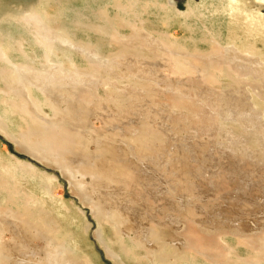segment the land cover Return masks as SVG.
<instances>
[{
	"label": "rangeland",
	"instance_id": "1",
	"mask_svg": "<svg viewBox=\"0 0 264 264\" xmlns=\"http://www.w3.org/2000/svg\"><path fill=\"white\" fill-rule=\"evenodd\" d=\"M108 1L113 0H0V23L3 22L5 33L21 41L26 54L29 53L30 64L39 68L43 52L41 39L33 27H24L23 23V26H16L17 19L11 17L19 15L18 18H22L43 2L47 17L55 20L53 26H57L56 29L62 24L72 27L78 42H91L90 51L101 54L99 61L76 50V55L73 54L74 66L71 63L64 68L79 72L81 79L88 80L81 97L88 99L95 114L90 120L92 133H102L100 139L103 138L106 144L109 140L110 146H121L123 153L119 154L125 159H120L123 161L122 173L126 171L132 176L129 187L136 193L133 196L138 201L136 205L146 204L149 205L147 208H151V211L143 210L146 223L139 218L136 221L131 219V230H126L125 222L117 225L108 214L97 215L91 202L75 192L70 180L58 167L27 152L22 145L23 133L31 129L30 121L12 109L14 93L7 88L4 74L10 72V66L0 61V72H3L0 73V113L14 135L11 137L0 127V246L16 240L2 227L3 219L11 217L18 224L21 221L25 223L27 229H33L37 221L41 226L50 228L49 232L57 235L59 243L72 247L73 256L81 264H154L152 255L159 252L143 242L144 236L147 239L151 236L150 240L155 243L160 241L156 245L164 247L163 254L170 261L173 257L169 255L175 254L177 259L182 254L180 257L186 255L189 260L192 259L185 264H264V162H254L259 158L264 160V135L261 134L264 132L261 130L264 127V80L261 77L264 76L245 75L243 68L238 70V74L231 73V63L227 60L231 50V56L237 52L239 56L242 50L245 53L241 51L240 57L245 61L241 58V61L239 58L236 61L244 66L252 65L249 61H255L256 57L262 61L264 34L257 35V38L256 35L247 36L243 22L242 25L239 22L243 19L229 17L228 3L231 0H141V4L144 1L141 5L143 10L138 9L141 12L137 10L135 14L116 16L115 37L112 39L99 33L106 23L95 12ZM239 1L246 4H241L245 11L264 22V1ZM67 5L72 11L62 14ZM227 15L233 22L230 23ZM164 18L168 19L165 21ZM235 23L236 28L233 26ZM240 41L244 42L242 45L252 44L250 49L254 48L255 52L248 50V54L243 47H238ZM62 51L65 50L61 48L59 52ZM11 57L17 63L29 62L14 51ZM262 69L264 71V66ZM36 96L42 97L39 91H36ZM222 96L229 104L236 103L238 112L250 113L248 117L254 123L251 128H245L235 120L220 118L228 117L218 107ZM58 112L44 106L42 113L46 123L59 125L57 118L63 111ZM229 137L234 143L240 142L236 154L222 145L226 143L224 138ZM180 141H185L187 147H182ZM90 149L95 150V147L90 145ZM248 149L254 154L250 158L242 155ZM11 165L28 170L23 173L25 178L21 173L9 176L5 169ZM30 167L36 172L29 171ZM165 181L171 185L168 190ZM182 194L187 195L185 199L191 204L181 215L176 213L172 203L178 201ZM12 195L17 196L19 207L13 204ZM38 201L40 209L35 218L22 210V207ZM22 219H28L30 223ZM160 238L167 239L165 244ZM30 239L27 243L31 251L44 245L41 239ZM1 247L0 250L4 251L5 247ZM28 247L25 243L17 247V251L7 255L4 264H25L32 257ZM159 262L164 264L163 261L155 264Z\"/></svg>",
	"mask_w": 264,
	"mask_h": 264
},
{
	"label": "bare ground",
	"instance_id": "2",
	"mask_svg": "<svg viewBox=\"0 0 264 264\" xmlns=\"http://www.w3.org/2000/svg\"><path fill=\"white\" fill-rule=\"evenodd\" d=\"M140 1L141 0H113L110 2L108 1L109 3L107 2V4H105L101 8L99 7L97 11L94 10L95 12H97L98 14H100L103 17L104 22L106 23L105 26H101V28L99 29L100 30L99 33L102 35H105V36H109L110 38L113 39L115 37L114 31H115V25H116V22H115L116 16L119 17L120 14L125 15L127 13H132V12H134L132 14H135V12H137V10L139 8L142 9L141 5L144 3V1L142 4L140 3ZM246 1H248V0H246ZM259 1H264V0H259ZM42 3L33 7L31 9V11L29 13H26L25 15H23L22 18H20V17L18 18L19 15H17V18L14 17L15 15L13 17H11L12 19H17L15 21L16 26L19 24L21 25L23 23L24 27H25V25L33 27V29H34L33 31H36L35 33L41 39L40 42L42 44L41 48H42L43 52H42L41 57L39 58V59H41L39 68H36L30 64L31 61L28 58L29 53L26 54V52H25L26 50H24L20 44L21 41L19 42L18 39H16L15 37H12L13 35L5 33V31H3V29L5 27L2 28L3 22L1 21V23H0V61H3L10 66L9 67L10 72L8 74H6V73H4V74L7 77V81H8V87L7 86L6 87L9 88V90H11L14 93V97H13L12 103H11V105L13 107L12 106L11 107H12V109L16 110L20 114L25 115L29 119L30 126H31V129L27 133H23L24 142L22 140V142H23L22 145L27 150V152H29L30 154L36 155L39 158L46 160L49 164L58 167V169H60L67 176L68 180H70L71 184L74 187L75 192L78 193L80 195V197L82 196L88 202L89 201L91 202V206L94 207L96 214L97 213L108 214L110 217H112V220H114V219L116 220L115 222L117 223V225H120L118 223L123 224L125 222L124 228L126 230H131V223H130L131 219L136 221L139 218V220H145V223H146V218L144 217L143 210L146 208L149 211H151V208L150 207L147 208V206H149V205L145 206L146 204L145 205L143 204L142 206H140L139 204L136 205L138 201L136 198H133V196L136 193L134 192L133 189L130 190V187H129L130 182H132V180H133L132 176L131 175L129 176V174H127L126 171H125L126 173L125 172L122 173L124 168H122L123 167V165H122L123 161H120V159H122L123 157L121 158V156L119 154L120 152L123 153L121 146H110V145H108L109 144L108 139H107L108 144H106L102 140L103 138L100 139V137L102 136L101 135L102 133H98V132L92 133L93 132L91 129L92 124L90 123V120L95 114H94L93 108L89 106L88 99L81 97L82 90L84 89V87H86L85 82H87L88 80L86 81L84 79H81L80 76L78 75V74H80L79 72H76V71L70 72L64 68L65 65L71 64V63L74 66L75 62L73 61V54H75L76 50L83 51L81 53L85 52V54L90 56V58L93 57L94 59H97L99 61H101V56H100L101 54L94 53V52L90 51V49H91L90 47L93 45L91 42H86V43L78 42L76 40V36H75L76 33L73 32L74 30L72 31V29H71L72 27H69L66 24L65 25L62 24L58 29H56L57 26L56 27H54L55 25L53 26V21H55V20H52L53 18L51 19V18L47 17L45 4H42ZM242 3L243 2L241 1V3H240L239 0H231L228 3L230 6V12L229 13L231 15L229 17L231 19L236 18V16L241 17L243 19V21L241 20L239 22L240 23L243 22L244 29L247 31L246 32L247 36L256 35V38H257V35L264 34V22L257 19L256 18L257 16L254 15L253 13H251L249 11H245L243 9V7L241 6ZM145 5H146V2H145ZM167 5H171V4L167 3ZM244 5H246V4H244ZM160 7H161V5H160ZM164 8H166V7H164ZM80 9H81V7H80ZM88 9H89V7H88ZM168 9H167V12H169ZM63 10H64V12H62V10L60 11V12H62V14L63 13L67 14V13L72 11L70 6L68 7V5L64 6ZM83 10H82V12H83ZM164 10L165 9H163V11ZM138 11H140V10H138ZM170 11H172V9ZM140 12H138V13H140ZM142 13H143V11H142ZM242 13H243V15H242ZM164 14H163V16H164ZM73 15H76V14H73ZM156 15H158V14H156ZM132 16L134 17V15H132ZM77 17H78V15H77ZM99 17H97V18H99ZM135 17H137V16H135ZM229 17L227 15L228 20H229ZM12 19H10V20H12ZM82 19H83V17H82ZM164 19L166 21L168 18L167 19L164 18ZM65 20L66 19H64V21ZM72 20H74V19H72ZM124 20L125 19H123V21ZM234 20H237V19H234ZM119 21H120V18H119ZM231 22H233V21H230V23ZM11 23H14V22H11ZM128 23H130V22H128ZM23 24L21 26H23ZM55 24H56V22H55ZM72 25H74V24H72ZM241 25H242V23H241ZM13 26H14V24H13ZM233 26H234V28H236L237 27L236 23ZM136 27H137L136 29H139L138 26H136ZM142 27H144V26H142ZM229 27H231V26H229ZM8 28H10V27H8ZM78 28H79V26H78ZM231 29H232V27H231ZM4 30H6V29H4ZM139 30H138V32H139ZM144 30H146V29H144ZM245 30H243V31H245ZM9 32H11V31H9ZM209 32H210V30H209ZM228 32H230V31H228ZM240 32H241V30H240ZM231 33H229V34H231ZM138 34H140V33H138ZM232 34H234V33H232ZM17 36H19V35H17ZM243 36H244V34H243ZM140 37H142V35ZM226 37H228V36H226ZM144 38L147 39L146 37H144ZM231 38H233V37H231ZM245 39H246V37L244 38V40ZM150 40H153V39H150ZM226 40H228V39H226ZM232 40L234 41V39H232ZM233 41L230 43H233ZM247 41H249V40H247ZM40 42H38V43H40ZM151 42L153 43V41H151ZM237 42H239V41H237ZM240 42L241 43L238 47H240L241 49L243 47L244 50H246V52L248 50H249L248 52H250V51L252 52V50L254 49V48L252 50L250 49V46L252 44L249 45L247 42H245V43H247V45H242V44H244V42H242V41H240ZM261 42H262V39H261ZM147 43H149L148 40H147ZM263 44H264V42H263ZM18 45H20V48H21L20 51H19L20 48L19 49L17 48ZM22 45H23V43H22ZM233 47H235V46H233ZM61 48H63L66 51V54H64L65 51L59 52V50ZM231 48H229L228 50H230ZM236 48H237V46H236ZM34 50L36 51V49H34ZM236 50L238 51V49H236ZM13 51H14V53L16 52L18 54H21V56L25 59V61H29V62H21V63L15 62V60L12 59L13 56L11 57V52L13 53ZM135 51H136V49H135ZM237 51H235V52H237ZM241 51H240V53H241ZM230 52L233 53L232 50ZM253 52H255V51L253 50ZM257 52H258V54L261 53V52L259 53V51H257ZM30 53H31V51H30ZM231 53H230L229 57L227 56L228 57L227 60L229 59V61L231 63L229 66V68H230L229 70H231V73H237L238 74L239 73L238 70L243 68L242 71L245 73V75L250 74V75H254L256 77L259 76L258 78H260L261 76H264V71L262 69L264 66V59H262V61L257 60V57H256V59L254 58L255 61L250 59L249 62L252 63V65L244 66L242 63H239L236 61L237 58H239V61H241V60L245 61L244 58L242 59V57H240V53H239V56L237 55L238 52H237V54L234 53L235 55L233 54V56H231L232 55ZM242 53H245V52L242 51ZM38 55H39V53H38ZM263 56L264 55L261 54V57H263ZM240 58H241V60H240ZM250 58H252V57H250ZM31 59H33V58H31ZM94 59H93V61H94ZM88 60H90V59H88ZM90 61H92V60H90ZM253 63L255 64V66ZM100 65H102V64H100ZM176 65H178V64H176ZM249 66H252V67H249ZM179 67H181V66L179 65ZM4 69L6 71V68H4ZM106 69H107V67H106ZM175 70L178 71L179 68H178V70L177 69H175ZM175 70H173V71H175ZM0 73L3 74V72H0ZM3 78L5 79V77H3ZM261 78H263V80H264V77H261ZM6 84H7V82H6ZM90 85H92V83ZM90 90H91V88H90ZM36 91L40 92V94L42 95L41 98L36 96ZM83 93H82V95H83ZM6 95H8V94H6ZM219 101H220V104L218 105V107H220L221 110L223 112H225L228 116V117L222 116V117H220L221 119L235 120V121H237V123L239 122L238 124H241V126H243L245 128H251L253 126L252 124H254V123H252L250 120L251 118L248 117V116H251L250 113L244 114V112H238L237 111L238 106L236 105V103L235 104H233V103L229 104L228 100H226V97L222 96L219 99ZM9 102L10 101H8V103ZM44 106L50 107L53 111H57V112H58V110L63 111V114L57 118V121H59V123H57V124H59V125H55L56 123H54L53 125H49L51 122L49 124L46 123V119L44 118V114L42 113ZM1 111H4V110H1ZM262 115H263V113H262ZM54 116H55V114H54ZM8 117H9V115H8ZM55 117H57V116H55ZM246 117H247V119H246ZM10 122H12V121H10ZM223 126L225 127V125H223ZM255 126H256V123H255ZM0 127L3 129L4 132L9 133L11 135V137L14 136L11 132L12 129H10L8 122L6 121L5 117L3 115H1V113H0ZM216 127H218V125ZM219 129H221V128H219ZM261 130L264 131V127ZM261 134L264 135V132ZM107 140H105V141H107ZM224 140L226 141V143L224 142L222 145L225 148H227L230 152H232L233 154H236L237 151H239L238 150L239 148L237 146L240 143L239 141H238V143H234L230 137L224 138ZM180 144H182V147H185V148L187 147V143L185 141H182ZM90 145H93L95 147V150H91ZM131 146H130V149H131ZM177 147L179 148V146H177ZM182 147H181V149H182ZM189 148H190V146H189ZM135 151H136V149H135ZM252 154H253L252 150L245 151L244 153H242V155L245 156L246 158L252 157ZM239 155H241V154H239ZM158 157H160V156H158ZM246 158H244V159H246ZM254 158H255V156H254ZM239 159H241V158H239ZM254 162L262 163V162H264V160L259 158V159H256ZM25 166H27V165H25ZM7 167H8V169H5ZM7 167H5L4 169L9 174V176H11V177L15 176L18 173H21L24 176L23 173H26L28 171V170L25 171L22 166H17V165H14V166L11 165V166H7ZM162 167H164V166H162ZM0 169H1V167H0ZM29 171L36 172L32 167H30ZM0 174L2 176L1 171H0ZM28 175H29V173H28ZM18 176H20V174ZM5 177H8V176H5ZM129 177H131L130 178V180L132 179L131 181L129 180ZM24 178H25V176H24ZM87 178H88V180H87ZM13 181H14V179H13ZM166 182L167 181H165V183ZM167 186H168L167 190L170 189L171 185H169L168 182H167ZM14 187H16V186H14ZM157 191H155V192H157ZM146 192H148V191H146ZM151 193H152V191H151ZM151 193H149V194H151ZM183 195L184 194H182L180 199L177 198V199H179L178 201H175L174 203L170 202V203H172L174 210H176V213H179L181 215L185 213L187 206H189L191 204L190 201L185 199V196H187V195L186 194H185V196H183ZM136 196L138 197L139 194H137ZM142 196H140V197H142ZM11 197L13 199V204L18 206L17 196L12 195ZM140 197L138 198L139 200L141 199ZM145 200L146 199H144L143 201L145 202ZM122 202H124V204H122ZM167 203L169 204L168 201H167ZM39 204H40V202L38 201V203H36V204H33V205L31 204L30 206L22 207V210H24L27 213H30V216L35 218L37 211L40 209ZM133 205H136V206H133ZM169 208H171V207H169ZM15 210H17V209H15ZM18 210H19V208H18ZM186 213H189V211ZM11 215H12V213H11ZM118 215L120 216L119 218H118ZM192 215H193V213H192ZM167 216H168V214H167ZM180 217L181 216H179V218ZM10 218L8 217V218L3 219V226L2 227H3L4 231L11 233L16 238V240L19 241V243H17L16 240H14L15 242H13V243L7 242L6 244L3 245V247H5V250L4 249H3L4 251L0 250V264H4L6 261V258L9 255H11L10 252L12 253L13 250L17 249V247H21L23 243H25L28 247L29 244L27 243V241L30 238H32V240H36V241H38V239L39 240L41 239L44 241V245L42 247H39V248L38 247L32 248V251L30 250L31 248L28 247V250L31 251L30 253L32 254V257L28 258L27 262L25 264H81V263H79V261L77 262L75 257L73 256L72 247L65 244L64 242L59 243V241L57 240V235L55 236L54 233L51 232V233H53V235H52L49 232L50 228L48 229L46 227L41 226L40 223L37 221V222H35V224L33 223L34 228L33 229L31 228L32 229L31 230V229H27L28 227L26 228L24 225L25 223L23 224L22 221H21V223H20L21 225H20ZM147 218H148V216H147ZM179 218H178V221L180 222ZM22 220H26V223H28V224L30 223V222H28V219H22ZM169 221H170V219H169ZM175 222L179 223V222H177V220ZM26 226H28V225H26ZM31 227H32V225H31ZM126 230L124 231L125 234H126ZM4 231L3 232L1 231V232L4 233ZM154 232L156 234V231H154ZM142 234H144V232ZM142 239H143V242L147 246L150 245L151 248H153L154 250L159 252L158 255H156L155 253L152 255L153 256L152 262L154 264L157 261H163L164 264H183L184 262L190 263L192 260V259L189 260L190 257H188L186 255L183 258L180 257L182 254H180L179 258L176 259L175 254H174V256L169 255L170 258L173 257V259H171V261H170L169 257L164 256L165 254H163L162 249L164 247L162 248L161 246L158 247L156 245V244H158V242H160V241H157L158 239H156L157 243L152 242V240H150V239H152L151 236H150V238L148 237V239L144 236ZM161 239L162 238H160L159 240H161ZM164 240H167V239H163V240H161V242L163 241V243H164ZM163 243L161 245H163ZM177 244H178V242H177ZM3 247H1V248H3ZM151 252H152V250H151ZM151 252H149V253H151ZM177 253H179V252H177ZM166 258H168L169 260L166 261L167 260ZM159 263L162 264L161 262H159ZM239 264H241V263H239ZM243 264H248V263L245 262Z\"/></svg>",
	"mask_w": 264,
	"mask_h": 264
}]
</instances>
